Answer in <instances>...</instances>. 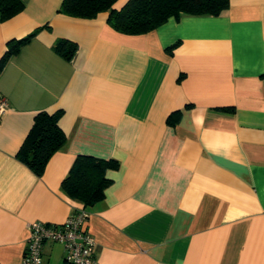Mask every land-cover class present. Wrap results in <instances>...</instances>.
<instances>
[{
    "label": "crops",
    "instance_id": "crops-1",
    "mask_svg": "<svg viewBox=\"0 0 264 264\" xmlns=\"http://www.w3.org/2000/svg\"><path fill=\"white\" fill-rule=\"evenodd\" d=\"M21 1L0 19V58L34 33L0 71V264L21 263L28 223L58 225L78 207L97 264H264V0L138 35L115 31L107 12ZM57 110L66 143L36 175L18 152L35 115ZM79 155L111 162L87 206L62 188ZM42 258L67 264L50 240Z\"/></svg>",
    "mask_w": 264,
    "mask_h": 264
},
{
    "label": "trees",
    "instance_id": "trees-1",
    "mask_svg": "<svg viewBox=\"0 0 264 264\" xmlns=\"http://www.w3.org/2000/svg\"><path fill=\"white\" fill-rule=\"evenodd\" d=\"M117 0H63L59 11L78 18H93L107 12V22L115 31L126 35L145 34L164 23L169 17L188 15H219L228 7V0H128L120 9L112 5ZM24 8L21 0H0V19L6 20ZM34 33L8 42L0 58V71L7 58L27 42ZM64 57H71L74 47L60 40L54 47ZM63 110L38 112L33 125L21 146L18 157L36 175H41L51 155L66 143V135L59 126ZM170 120V117H168ZM110 161L79 155L69 174L62 181L63 190L83 206L102 197L107 183L103 172Z\"/></svg>",
    "mask_w": 264,
    "mask_h": 264
},
{
    "label": "built area",
    "instance_id": "built-area-1",
    "mask_svg": "<svg viewBox=\"0 0 264 264\" xmlns=\"http://www.w3.org/2000/svg\"><path fill=\"white\" fill-rule=\"evenodd\" d=\"M6 109L7 102L0 96V118ZM89 217L90 213L84 207H78L58 225L41 221L28 223L26 247L20 264H44L42 247L48 240L63 245L67 264H97L94 237L85 229Z\"/></svg>",
    "mask_w": 264,
    "mask_h": 264
}]
</instances>
